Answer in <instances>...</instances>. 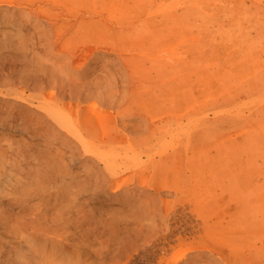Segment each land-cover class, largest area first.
Returning a JSON list of instances; mask_svg holds the SVG:
<instances>
[{"label":"rangeland","instance_id":"374dc122","mask_svg":"<svg viewBox=\"0 0 264 264\" xmlns=\"http://www.w3.org/2000/svg\"><path fill=\"white\" fill-rule=\"evenodd\" d=\"M0 264H264V0H0Z\"/></svg>","mask_w":264,"mask_h":264},{"label":"bare ground","instance_id":"6f19581e","mask_svg":"<svg viewBox=\"0 0 264 264\" xmlns=\"http://www.w3.org/2000/svg\"><path fill=\"white\" fill-rule=\"evenodd\" d=\"M42 97V96H41ZM56 107V106H55ZM58 115V114H57ZM170 133V132H169ZM172 133V132H171ZM125 153H126V151H125ZM130 153V152H129Z\"/></svg>","mask_w":264,"mask_h":264}]
</instances>
